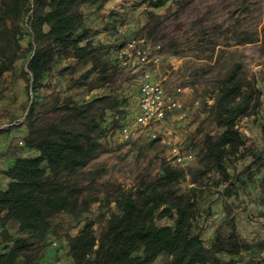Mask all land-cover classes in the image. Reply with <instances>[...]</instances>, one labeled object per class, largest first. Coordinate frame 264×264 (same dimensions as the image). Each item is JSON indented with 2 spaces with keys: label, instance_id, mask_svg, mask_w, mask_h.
<instances>
[{
  "label": "rangeland",
  "instance_id": "obj_1",
  "mask_svg": "<svg viewBox=\"0 0 264 264\" xmlns=\"http://www.w3.org/2000/svg\"><path fill=\"white\" fill-rule=\"evenodd\" d=\"M158 1L117 2L108 13L117 25L103 27V41L94 44L90 62L85 65L73 57H59L53 71L43 78V87L36 91L25 76L31 38L24 31L15 70L0 79V134L28 126L26 117L32 105L39 114L38 125H48L71 122L67 108L95 101L91 112L75 122L98 120L100 129L94 134L97 151L70 182L80 204L87 206L54 217L53 236L69 237L90 224L100 237L110 216L120 213L114 203L117 190L134 191L143 181L157 178L163 173V164H169L185 173L174 192L189 195L194 190L197 218L193 226L205 246L217 235L227 237L234 228L254 247L236 256L222 254L220 259L264 264V0H165L164 6L156 7ZM106 3L95 0L80 10H94ZM89 32L90 38L99 35ZM134 38L150 42L156 48L154 54L161 56L160 64H151L149 71L167 76L171 91L183 90L182 110L177 113L180 119L172 128L179 137L177 144L194 155L185 166L176 165L170 146L162 138L153 139L147 130L130 141L121 138L120 130L133 127L138 113L141 72L121 68L117 56ZM235 66H240V76L256 92L255 108L237 121L245 145L238 155L225 159L229 177L224 181L217 173L206 172L205 143L208 138L216 141L224 132L215 123L213 108L223 81ZM63 70L64 75H59ZM157 225L174 227V220L164 219ZM209 227L213 236H204ZM8 228L14 238L26 236L11 222ZM8 243L6 252L13 246ZM43 247L41 243L30 246L16 264H41ZM169 261L162 254L154 264Z\"/></svg>",
  "mask_w": 264,
  "mask_h": 264
},
{
  "label": "trees",
  "instance_id": "obj_2",
  "mask_svg": "<svg viewBox=\"0 0 264 264\" xmlns=\"http://www.w3.org/2000/svg\"><path fill=\"white\" fill-rule=\"evenodd\" d=\"M94 1L0 0V79L15 70L24 31L31 38L25 76L32 91L43 87V78L53 71L59 57H73L88 64L95 46L84 26L80 7ZM164 5L165 0L155 4ZM149 23L156 25L152 19ZM240 75V66H235L223 81L213 115L224 132L216 141L208 138L205 143L206 172H215L224 181L229 177L225 159L238 155L245 145L237 121L255 108L256 92L251 82ZM94 105L95 101L67 108L71 122L48 125H38L39 114L33 105L29 108L26 146L40 155L17 159L4 172L10 182L0 191L1 224L4 227L14 222L26 236L14 238L3 229V241L12 242L13 246L0 256V264H16L25 257L30 246L47 237L51 221L57 215L73 214L81 206L86 208L87 204H80L79 196L70 188V182L89 165L97 151L94 134L100 129L98 120L75 122L89 114ZM162 172L153 180L143 181L134 191L117 190L114 203L120 213L110 216L100 237L88 224L69 239L70 256L75 264H154L162 254L170 257L166 264H235L233 260L223 262L220 255L236 256L253 249L234 228L227 237L217 235L212 247L207 248L201 233L194 231L197 218L194 190L189 195L174 192L184 178V171L163 164ZM164 219L174 220V227L158 226L157 222Z\"/></svg>",
  "mask_w": 264,
  "mask_h": 264
},
{
  "label": "built area",
  "instance_id": "obj_3",
  "mask_svg": "<svg viewBox=\"0 0 264 264\" xmlns=\"http://www.w3.org/2000/svg\"><path fill=\"white\" fill-rule=\"evenodd\" d=\"M156 48L144 39L130 40L118 53L119 66L132 72H141L138 93V113L134 118V126H124L120 130L124 141L132 140L138 132L147 130L153 139L162 138L170 146L171 155L178 166H185L194 160L192 152L181 148L174 140L166 125L182 110V89L171 91L163 83L154 79L149 71L151 64L159 65L161 56L154 54ZM137 131V132H136Z\"/></svg>",
  "mask_w": 264,
  "mask_h": 264
},
{
  "label": "crops",
  "instance_id": "obj_4",
  "mask_svg": "<svg viewBox=\"0 0 264 264\" xmlns=\"http://www.w3.org/2000/svg\"><path fill=\"white\" fill-rule=\"evenodd\" d=\"M120 0H107V5L97 9L82 8L80 11L85 17L84 26L88 30H93L98 32L99 35L96 37L90 38L93 41V44L99 43V40L102 42L103 39L100 37L105 35V30L109 27L108 25H117L113 23V20L108 17V13L112 12L115 9L116 3ZM104 27V29H103ZM111 27V26H110ZM101 35V36H100ZM16 73V72H15ZM17 75V74H16ZM167 76L159 74V76L154 74V79L160 83H163L166 87L167 85ZM140 85V82H139ZM19 96L22 97V93H19ZM138 107V104H137ZM138 109V108H137ZM179 115H175L172 119H169L166 125L169 128V132L173 134L175 141L179 139L178 134L173 126H177L179 121ZM176 119V120H175ZM29 130L27 124H24L17 128H11L0 134V191L5 190L8 187L10 180L4 175V172L11 169L16 160L19 158H36L40 153L34 149H29L26 146V140L28 138ZM1 215V217H3ZM10 223V222H9ZM5 225V229L8 230V233L13 236L14 234L10 232L8 224ZM15 225V230L19 231L18 224L11 222ZM3 231V225L0 221V256L7 251L9 243H5L1 237V232ZM81 230L77 231L71 236H53L51 229L47 237L41 242L43 247L41 264H75L74 260L70 256L69 248V239L76 237ZM212 229H209L204 233V236H213ZM14 237V236H13ZM25 237V236H24ZM214 241H211L207 248H211ZM221 257V256H220ZM231 259V258H230ZM231 260L237 261V258H232ZM230 260H228L229 262ZM227 262V261H226ZM237 264H246L240 263Z\"/></svg>",
  "mask_w": 264,
  "mask_h": 264
}]
</instances>
